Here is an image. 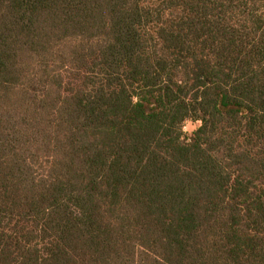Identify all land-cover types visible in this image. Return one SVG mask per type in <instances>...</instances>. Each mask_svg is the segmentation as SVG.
<instances>
[{"label":"trees","instance_id":"1","mask_svg":"<svg viewBox=\"0 0 264 264\" xmlns=\"http://www.w3.org/2000/svg\"><path fill=\"white\" fill-rule=\"evenodd\" d=\"M0 264H264V0H0Z\"/></svg>","mask_w":264,"mask_h":264},{"label":"rangeland","instance_id":"2","mask_svg":"<svg viewBox=\"0 0 264 264\" xmlns=\"http://www.w3.org/2000/svg\"><path fill=\"white\" fill-rule=\"evenodd\" d=\"M200 126L199 121L187 120L182 126V132L186 138H190Z\"/></svg>","mask_w":264,"mask_h":264}]
</instances>
